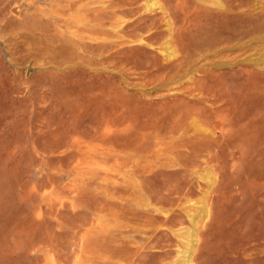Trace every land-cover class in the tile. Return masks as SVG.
<instances>
[{
  "label": "rangeland",
  "instance_id": "rangeland-1",
  "mask_svg": "<svg viewBox=\"0 0 264 264\" xmlns=\"http://www.w3.org/2000/svg\"><path fill=\"white\" fill-rule=\"evenodd\" d=\"M198 241L264 264V0H0V264Z\"/></svg>",
  "mask_w": 264,
  "mask_h": 264
},
{
  "label": "bare ground",
  "instance_id": "bare-ground-1",
  "mask_svg": "<svg viewBox=\"0 0 264 264\" xmlns=\"http://www.w3.org/2000/svg\"><path fill=\"white\" fill-rule=\"evenodd\" d=\"M262 2V1H261ZM204 238V237H203ZM199 239V238H198ZM202 239V238H201ZM200 239V240H201ZM196 240V239H195ZM197 241V240H196ZM215 242V241H214ZM213 242V243H214ZM216 243V242H215ZM223 243H224V241H223ZM225 244V243H224ZM226 245V244H225ZM230 245H232V244H230ZM210 246V245H209ZM208 246V247H209ZM217 246H219L218 244H217ZM217 246H216V248H217ZM191 247V246H190ZM207 247V244H203L202 242L201 243H199V241L198 242H195V244L193 245V247L191 248V251H190V253H189V255L188 256H185V260H184V263H186V264H214V262L210 259V258H212V256H211V254H210V258H208V256L206 255V254H204V250L206 249V248H208ZM214 247V246H213ZM220 247V246H219ZM227 247H231V246H228L227 245ZM189 249V248H188ZM212 249V248H211ZM222 249V248H221ZM227 249V248H226ZM233 249V248H232ZM231 249V250H232ZM213 250V249H212ZM218 250V249H217ZM219 251L221 252L222 250H220L219 249ZM218 251V252H219ZM228 251V250H227ZM211 252V251H210ZM227 254V253H226ZM213 255V254H212ZM222 255V254H221ZM217 256V255H216ZM232 256V255H231ZM230 256V257H231ZM219 257H221V256H219ZM217 258H218V256H217ZM217 258H216V261H217ZM220 259V258H219ZM230 259V258H229ZM229 259H228V261H229ZM233 261V260H232ZM248 261V260H247ZM246 262V261H245ZM218 263V262H217ZM228 263V262H227ZM230 264V263H229ZM238 264V263H237Z\"/></svg>",
  "mask_w": 264,
  "mask_h": 264
}]
</instances>
